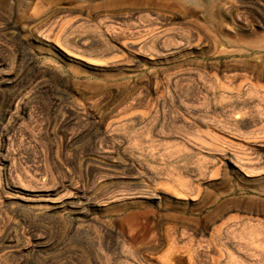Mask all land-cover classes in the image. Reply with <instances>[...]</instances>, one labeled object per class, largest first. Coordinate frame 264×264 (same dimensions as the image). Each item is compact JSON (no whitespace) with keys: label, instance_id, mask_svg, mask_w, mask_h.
Wrapping results in <instances>:
<instances>
[{"label":"rangeland","instance_id":"rangeland-1","mask_svg":"<svg viewBox=\"0 0 264 264\" xmlns=\"http://www.w3.org/2000/svg\"><path fill=\"white\" fill-rule=\"evenodd\" d=\"M0 264H264V0H0Z\"/></svg>","mask_w":264,"mask_h":264}]
</instances>
